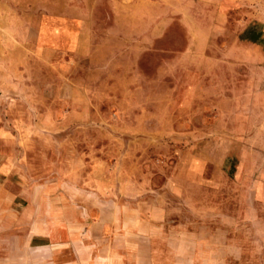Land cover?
Segmentation results:
<instances>
[{
    "label": "rangeland",
    "instance_id": "374dc122",
    "mask_svg": "<svg viewBox=\"0 0 264 264\" xmlns=\"http://www.w3.org/2000/svg\"><path fill=\"white\" fill-rule=\"evenodd\" d=\"M156 2L0 0V214L15 245L264 264V0L207 44Z\"/></svg>",
    "mask_w": 264,
    "mask_h": 264
},
{
    "label": "crops",
    "instance_id": "0c3cea01",
    "mask_svg": "<svg viewBox=\"0 0 264 264\" xmlns=\"http://www.w3.org/2000/svg\"><path fill=\"white\" fill-rule=\"evenodd\" d=\"M151 1L155 3V0ZM156 1L159 2V0ZM164 1L168 4L166 9L163 7L150 9L152 22H155L154 17L159 12L163 13L164 10H166L167 18L174 14V9L170 5L175 0H161V2ZM184 3L191 7L189 8L190 20L197 21L201 30L202 40L198 42L202 44L221 42L214 34L220 26L222 14L228 13L227 7H232L234 0H184ZM1 207L5 208L7 205ZM4 210L6 217L0 214V264H125L122 252L112 246L92 244L85 249V254L80 255L76 246L61 242L36 246L29 243L15 245L13 243L16 235L15 224L9 223L10 213L7 208Z\"/></svg>",
    "mask_w": 264,
    "mask_h": 264
}]
</instances>
